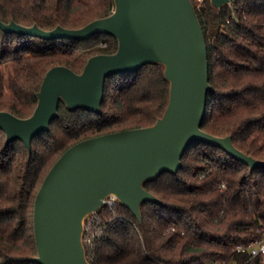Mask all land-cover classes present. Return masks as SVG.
Returning a JSON list of instances; mask_svg holds the SVG:
<instances>
[{"label": "trees", "instance_id": "1", "mask_svg": "<svg viewBox=\"0 0 264 264\" xmlns=\"http://www.w3.org/2000/svg\"><path fill=\"white\" fill-rule=\"evenodd\" d=\"M115 9L114 0H0V20L44 30L79 29ZM210 62L207 116L202 129L232 136L234 145L264 161V0H235L196 8ZM103 44V45H102ZM111 35L88 41L7 34L0 28V111L33 115L47 72L67 66L81 73L88 60L114 54ZM165 66L151 63L132 74L107 78L102 113L70 110L61 100L59 117L37 135L32 150L21 140L6 146L0 130V264H38L34 207L58 159L73 145L123 130L154 125L170 99ZM226 188L223 189L222 185ZM144 187L162 203L143 202V221L117 203L121 216L87 252L90 264H264L261 257L233 252L264 236V167L251 171L223 149L194 142L177 173L163 172ZM100 214L110 217L103 206Z\"/></svg>", "mask_w": 264, "mask_h": 264}, {"label": "water", "instance_id": "2", "mask_svg": "<svg viewBox=\"0 0 264 264\" xmlns=\"http://www.w3.org/2000/svg\"><path fill=\"white\" fill-rule=\"evenodd\" d=\"M235 0H211L216 8ZM111 15L79 29L58 26L44 30L15 21L0 28L7 34L45 40L88 41L105 34L117 38L114 54L91 57L81 73L55 66L45 75L32 116L20 118L0 111L6 146L21 140L32 150L33 139L50 130L62 100L70 110L102 113L105 83L114 74H132L151 63L165 66L170 82L168 107L149 127L123 130L85 139L69 148L45 178L35 201L34 231L38 264H90L83 245V222L99 211L105 199L119 202L143 221V202L162 201L144 187L163 172L177 173L194 142L226 151L251 171L264 167L239 150L232 136L218 137L202 129L207 116L210 83L208 46L192 0H114Z\"/></svg>", "mask_w": 264, "mask_h": 264}, {"label": "built area", "instance_id": "3", "mask_svg": "<svg viewBox=\"0 0 264 264\" xmlns=\"http://www.w3.org/2000/svg\"><path fill=\"white\" fill-rule=\"evenodd\" d=\"M205 0H192L195 8H202ZM222 188L225 189L226 185L223 184ZM120 203L118 198L115 195H110L105 199V205L110 212V217L108 219H104V217L100 214V210L97 212H93L86 216L83 222V245L87 252H91L94 250L96 242L100 241L105 235L109 228V225L116 218H120L121 216L116 211V205ZM233 252L238 253H248L249 260H252L257 257H261L264 259V236L258 240H253L245 245H240L233 250ZM216 264H230L227 261L218 262ZM238 264V263H235Z\"/></svg>", "mask_w": 264, "mask_h": 264}, {"label": "rangeland", "instance_id": "4", "mask_svg": "<svg viewBox=\"0 0 264 264\" xmlns=\"http://www.w3.org/2000/svg\"><path fill=\"white\" fill-rule=\"evenodd\" d=\"M103 45V44H102Z\"/></svg>", "mask_w": 264, "mask_h": 264}]
</instances>
